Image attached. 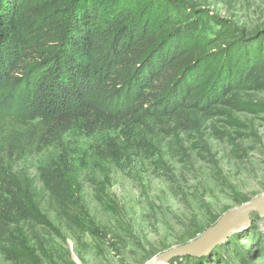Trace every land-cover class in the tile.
<instances>
[{
  "label": "trees",
  "instance_id": "obj_1",
  "mask_svg": "<svg viewBox=\"0 0 264 264\" xmlns=\"http://www.w3.org/2000/svg\"><path fill=\"white\" fill-rule=\"evenodd\" d=\"M17 80L32 115L0 110V254L8 259L31 258L29 232L52 226L48 206L95 232L69 177L76 151L67 137L90 141L89 160L121 168L210 118L229 124L233 112L263 113L242 94L264 89V33L244 35L186 0H0V98ZM27 156H43L35 174L22 167ZM256 247L263 256L261 239ZM231 248L249 264L248 250Z\"/></svg>",
  "mask_w": 264,
  "mask_h": 264
},
{
  "label": "rangeland",
  "instance_id": "obj_2",
  "mask_svg": "<svg viewBox=\"0 0 264 264\" xmlns=\"http://www.w3.org/2000/svg\"><path fill=\"white\" fill-rule=\"evenodd\" d=\"M186 1L194 9L231 20L244 35L264 33V0ZM28 22L25 41L34 26ZM215 28L210 22L206 31ZM24 84L17 80L6 86L0 110L32 115ZM242 98L264 104V89ZM214 126L226 134L216 136ZM67 142L76 151L69 177L87 226L95 232L82 233L48 206L44 212L52 226L29 232L31 258L0 254V264H148L171 248L195 241L232 208L264 194V112H233L229 124L225 118H210L200 130L174 137L172 146L164 140L159 149L132 155L121 168L89 160L87 139L67 137ZM42 160L27 156L22 167L35 174ZM93 182L108 194L106 201L115 211L99 202ZM247 224L210 253L177 256L167 264H239L231 248L236 243L248 250L249 264H264V254L260 257L256 247L259 239L264 243V215L251 212Z\"/></svg>",
  "mask_w": 264,
  "mask_h": 264
},
{
  "label": "water",
  "instance_id": "obj_3",
  "mask_svg": "<svg viewBox=\"0 0 264 264\" xmlns=\"http://www.w3.org/2000/svg\"><path fill=\"white\" fill-rule=\"evenodd\" d=\"M253 211H258L264 215V194L239 208H232L195 241L171 248L169 251L158 255L156 259L148 264H167L177 256L210 253L213 246L225 240L233 230L247 227L249 216Z\"/></svg>",
  "mask_w": 264,
  "mask_h": 264
}]
</instances>
